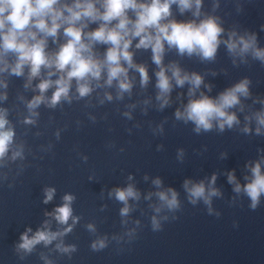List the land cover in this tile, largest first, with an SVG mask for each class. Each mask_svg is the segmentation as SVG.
Wrapping results in <instances>:
<instances>
[{
	"label": "water",
	"instance_id": "obj_1",
	"mask_svg": "<svg viewBox=\"0 0 264 264\" xmlns=\"http://www.w3.org/2000/svg\"><path fill=\"white\" fill-rule=\"evenodd\" d=\"M195 11L194 2L183 13L172 4L168 20L198 24L215 17L223 28L215 57L181 54L165 42L158 66L151 48H136L135 38L129 48L132 61L145 67L148 81L142 84L136 68L122 61L128 68V91L122 92L118 81L106 84L102 74L99 81H91L93 90L84 97L73 80L68 98L51 106L53 86L43 93L45 100L30 109L29 103L41 95L38 84L60 74L49 77V69L42 68L30 79L28 66L19 76L11 67L0 71V111L8 120L6 128L14 132L0 159V264H264V194L253 209L250 198L235 192L228 181L233 173L243 186L252 179L257 162L264 173V125L257 119L264 113V62L251 50L230 52L224 43L232 33V39L255 35V46L264 49V12L240 0H202L199 16ZM96 27L89 24L85 31ZM65 42L61 29L55 42L48 38L46 51L54 53ZM107 47L95 44V55L103 59ZM15 59L13 53L5 56L10 66ZM173 65L181 75L202 78L193 95L190 83L176 84ZM160 67L171 90L158 99ZM244 79L249 81V95H240V103L227 109L237 117L231 127L221 130L214 120L210 130L197 132L194 122L177 118L176 112L183 113L190 100L202 95L217 99ZM164 98L168 102L161 107ZM213 174L212 187L219 195L211 197L210 204L203 199L192 203L185 180L203 181L207 190ZM129 186L137 197L128 198L125 205L115 190ZM47 188H54L55 194L44 203ZM169 188L178 194L174 209L157 195ZM66 194L74 197L72 216L61 224L54 213ZM125 206L129 212L122 215ZM29 228V238L38 230L59 235L28 252L18 245ZM100 240L105 247L94 249ZM73 246L74 251L63 250Z\"/></svg>",
	"mask_w": 264,
	"mask_h": 264
},
{
	"label": "clouds",
	"instance_id": "obj_2",
	"mask_svg": "<svg viewBox=\"0 0 264 264\" xmlns=\"http://www.w3.org/2000/svg\"><path fill=\"white\" fill-rule=\"evenodd\" d=\"M193 2L196 7L193 15L199 16L202 0H99V3L98 0H72L71 3L62 0H0V63L4 64V68L0 71L11 67V72L19 76L23 74L25 66H28L30 79L38 77L42 68L49 69V77L60 74L55 80L44 79L38 84L41 95L34 97L29 103L30 109L43 102L45 100L43 93L53 86L55 91L50 99L51 106H55L62 98H68L73 80L76 82L79 96L84 97L93 90L91 81H99L102 74H106V84L111 85L113 81H118L119 89L122 92L128 91L131 87L127 79L128 68L124 67L122 61L128 67L136 68L140 73L142 84L148 81L145 67L134 65L132 61L129 48L135 38H138L136 48H151L153 61L158 66L162 64L165 42L169 47L177 48L181 54L191 55L198 52L204 59L209 60L215 57L221 43L220 35L223 32L215 17H208L198 24L195 21L168 20L171 16L172 4H177L183 13L193 7ZM89 24H96L97 27L86 32L85 29ZM61 29L66 42L54 53H49L46 51L48 38H53L55 42ZM233 36L235 33L224 41L230 52H236L237 48L240 54L251 50L255 58L264 62V49L255 46V35L248 38L241 36L238 39H232ZM97 43L109 46L103 59L98 58L94 53V45ZM8 53H13L16 57L11 66L5 60ZM172 75L178 86L182 87L185 82L192 85L189 89L190 96L202 83L199 75L195 73L191 76L181 75V70L174 65ZM156 76V86L160 90L158 99H160L170 92L171 83L164 67H160ZM248 84L249 81L244 79L222 92L217 99L203 95L199 99H192L184 112L177 111L176 116L178 119L194 122L197 132L201 129L210 130L214 120L219 122L221 130L225 125L231 127L237 122V117L227 109L240 103V95H249ZM167 102L164 98L161 107ZM257 119L260 125H264V113L258 114ZM7 124L8 120L4 112L0 111V159H3L8 152L14 136L13 130L6 128ZM251 173L252 179L243 186L236 182L233 173H229L228 181L235 185V192L243 191L250 198L251 207L255 209L261 195L264 194V173L259 162L251 168ZM215 180L216 176L213 174L207 190L203 181L192 183L190 180H185L184 188L190 201L196 203L197 200L203 199L206 204H210L211 197L219 195V190L212 187ZM154 183L159 185L161 181L156 179ZM54 194V188L45 189L44 203L50 202ZM115 195L119 201L125 202V205L128 198L137 197L131 186L123 190L116 189ZM157 195L169 209L178 207V194L175 190L169 188L166 192H158ZM73 199L71 194H66L63 197V205L55 209V219L59 223L67 224L72 216ZM156 211L159 212L160 208ZM128 212L127 206L121 210L122 215H127ZM153 226L159 227L155 217H153ZM70 230V227L65 229V231ZM28 232H31L30 228L21 235L22 243L18 245L20 249L28 252L36 244L42 241L48 244L59 235V233L38 230L32 238H29ZM92 247L103 248L105 242L100 240ZM63 250L75 249L73 246Z\"/></svg>",
	"mask_w": 264,
	"mask_h": 264
}]
</instances>
